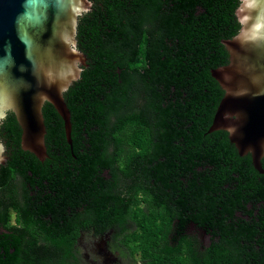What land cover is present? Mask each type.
<instances>
[{
    "label": "trees",
    "instance_id": "16d2710c",
    "mask_svg": "<svg viewBox=\"0 0 264 264\" xmlns=\"http://www.w3.org/2000/svg\"><path fill=\"white\" fill-rule=\"evenodd\" d=\"M90 2L77 35L88 66L65 94L73 145L48 103L44 162L23 150L13 112L0 127L12 231L0 264H86L82 233H111L128 264H264V174L209 133L224 96L212 71L230 63L241 0Z\"/></svg>",
    "mask_w": 264,
    "mask_h": 264
},
{
    "label": "water",
    "instance_id": "95a60500",
    "mask_svg": "<svg viewBox=\"0 0 264 264\" xmlns=\"http://www.w3.org/2000/svg\"><path fill=\"white\" fill-rule=\"evenodd\" d=\"M90 0H0V127L8 112L21 128L22 148L44 162L46 103L63 118L73 145L72 112L65 94L81 80L87 57L78 49L79 17ZM240 33L223 41L230 63L212 71L224 96L209 133L223 131L240 157L264 174V0H241ZM0 140V169L8 160ZM108 233L95 254L114 264Z\"/></svg>",
    "mask_w": 264,
    "mask_h": 264
},
{
    "label": "flooded vegetation",
    "instance_id": "af4514ba",
    "mask_svg": "<svg viewBox=\"0 0 264 264\" xmlns=\"http://www.w3.org/2000/svg\"><path fill=\"white\" fill-rule=\"evenodd\" d=\"M9 207L11 208L10 210V214H11V224L14 227H18L20 228L21 225L18 222L19 220V215L17 213L16 210L12 209V205L9 204ZM188 222L189 225H191V223L189 221ZM0 232L1 234L4 233H12V231H6L4 230L2 227H0ZM108 234V233H107ZM104 238L101 236H95V235H87L82 233L81 237L78 239L77 241V249L81 252L82 256L84 257V259L86 261H88V263L90 264H96V262H98L99 264H104L103 261L101 260V258L95 254V251L97 250L98 246L101 244V240ZM11 239V237H10ZM110 249V248H109ZM93 254L95 258L90 259V254ZM120 260L118 258H115L114 256V264H119Z\"/></svg>",
    "mask_w": 264,
    "mask_h": 264
},
{
    "label": "rangeland",
    "instance_id": "374dc122",
    "mask_svg": "<svg viewBox=\"0 0 264 264\" xmlns=\"http://www.w3.org/2000/svg\"><path fill=\"white\" fill-rule=\"evenodd\" d=\"M113 253V252H112ZM119 255V254H118ZM93 258H95L94 257V255L91 253L90 254V259H93ZM86 264H90V263H88V261H86ZM96 264H99L98 262H96ZM119 264H128L127 263V260H125V259H122V262H119Z\"/></svg>",
    "mask_w": 264,
    "mask_h": 264
}]
</instances>
